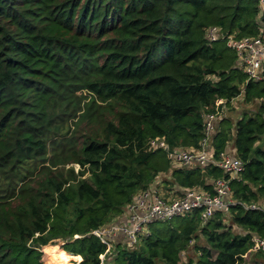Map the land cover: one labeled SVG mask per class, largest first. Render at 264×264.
Here are the masks:
<instances>
[{"label": "trees", "instance_id": "16d2710c", "mask_svg": "<svg viewBox=\"0 0 264 264\" xmlns=\"http://www.w3.org/2000/svg\"><path fill=\"white\" fill-rule=\"evenodd\" d=\"M211 26L214 41L205 37ZM263 28L256 0H0V173L18 176L45 154L51 111L78 108L77 90L117 107L97 133L70 145L80 177L48 178L44 198L0 215V264H46V245L99 264L106 246L91 231L165 172L177 188L211 195L224 178L236 203L207 220L195 209L151 222L138 246L117 244L107 264H180L184 251L183 264H264L261 251L246 260L252 237H264V60L261 78L248 79L226 43L230 35L264 40ZM241 94L260 100L257 110L234 124L223 116L209 138L214 158L231 142L242 163L235 175L211 164L170 168L164 151L148 149L155 137L199 148L203 115Z\"/></svg>", "mask_w": 264, "mask_h": 264}, {"label": "built area", "instance_id": "2783aa9c", "mask_svg": "<svg viewBox=\"0 0 264 264\" xmlns=\"http://www.w3.org/2000/svg\"><path fill=\"white\" fill-rule=\"evenodd\" d=\"M256 1L259 7L264 9V0ZM219 34V30L215 26L205 30V37L209 41L216 40ZM226 43L234 50L237 64L247 78L260 79L264 60L263 38L261 36L235 38L230 35ZM221 102V99H217L216 107ZM217 118H219L217 112H207L203 115L204 137L199 148L171 147L164 137H155L148 141V149L164 151L169 161L174 162L175 165L204 167L211 164L233 176L241 169V161L237 157L228 156L225 153H222L219 158H214L212 148L209 146V138L217 125ZM151 185L148 189L139 191L133 196L124 208L122 221H112L91 231L106 246L104 252L99 254V264H107L111 260L115 239L119 233L122 234L126 247L134 248L140 238L148 233V225L151 222L184 215L195 209H201L200 218L207 220L215 211L226 213L228 208L236 203L231 194L229 181L224 178L214 181L215 193L212 195L199 188H186L181 194H175L173 191L165 194L159 188ZM250 207L257 206L251 205ZM259 251L264 252V237L254 235L248 253Z\"/></svg>", "mask_w": 264, "mask_h": 264}, {"label": "rangeland", "instance_id": "374dc122", "mask_svg": "<svg viewBox=\"0 0 264 264\" xmlns=\"http://www.w3.org/2000/svg\"><path fill=\"white\" fill-rule=\"evenodd\" d=\"M75 96L79 97L78 108H73L71 105L64 110L56 109L51 111L53 112V117L47 131L45 154L42 157H37L24 163L21 168L16 170L19 173L18 176H12L8 172L0 173V215L6 212L8 214L14 213L24 207L28 210V199L40 196L44 198L39 190L48 178L53 180H58V178L66 179L73 174L76 177H80L79 175L83 168L80 169V165L72 160L73 152L72 149H69L70 145L77 143L75 146L77 147L84 136L90 133H97L104 122L113 116V112L116 111L117 107L113 109L107 103L99 100L96 95L93 96L84 89L77 90ZM259 101L257 99L247 103L241 94L230 101L229 104L224 105L222 110L216 111L219 114L217 121L223 116H227L231 123L234 124L244 111L249 113L257 110ZM90 103H93L91 110H95L93 115L86 113ZM169 164L175 165L174 162L173 164L172 162ZM160 174H157L155 178L159 182L157 183L159 185L163 183L161 182L162 175ZM86 176H88L87 173L82 175V177ZM162 180L167 182L166 184L172 185L169 183V179L163 178V176ZM44 196L46 197V195ZM260 203L264 207V201ZM223 221L229 223L228 216L224 217ZM233 230L239 231L240 229L236 225H233ZM197 242L200 245H205V240L202 236H199ZM140 243L138 241L135 246H138ZM59 245H61L60 241L57 243V246ZM46 246L40 247L42 260L46 264H74V259H78L66 252L57 253L54 249H45ZM254 253H248L246 258L248 262H253L258 258L253 256ZM186 259L187 252L184 251L180 254V264H183Z\"/></svg>", "mask_w": 264, "mask_h": 264}, {"label": "crops", "instance_id": "0c3cea01", "mask_svg": "<svg viewBox=\"0 0 264 264\" xmlns=\"http://www.w3.org/2000/svg\"><path fill=\"white\" fill-rule=\"evenodd\" d=\"M216 124H217V121H216ZM233 131H234V128L232 129V132ZM209 146L211 147L210 142H209ZM224 153L226 155H228V156H232V157L235 156L231 142L227 144V147H226V150L224 151ZM179 166L180 165H174L173 164V165H170V168H175V167H179ZM160 175H162L163 178H166V179H169L170 180V173L169 172L161 173ZM162 176H161V182H163V183H161L159 185V184H157L159 182H157L156 179H155V181L151 185L153 187L160 188V191L162 193L168 194L169 191H173L175 194H181L186 189V188H183V189L177 188L175 186V184H172L171 186L169 184H166L167 182H165V181L162 180ZM163 185H165V186H163ZM171 189H173V190H171ZM123 219H124V214L122 213L117 218H115L114 221L115 222H119V221H122ZM117 244H120L121 246H125L126 247V245L124 244V238L122 237V234L121 233L117 234L116 239H115V243H114V247ZM68 254H70V253H68ZM71 255H73V254H71ZM78 257L79 258L77 260H74V264L79 263L82 260V257L80 255H78Z\"/></svg>", "mask_w": 264, "mask_h": 264}]
</instances>
